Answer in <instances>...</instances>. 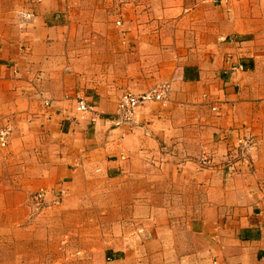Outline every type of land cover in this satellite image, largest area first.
<instances>
[{
  "label": "crops",
  "instance_id": "crops-1",
  "mask_svg": "<svg viewBox=\"0 0 264 264\" xmlns=\"http://www.w3.org/2000/svg\"><path fill=\"white\" fill-rule=\"evenodd\" d=\"M0 128V264H264V0H0Z\"/></svg>",
  "mask_w": 264,
  "mask_h": 264
},
{
  "label": "built area",
  "instance_id": "built-area-1",
  "mask_svg": "<svg viewBox=\"0 0 264 264\" xmlns=\"http://www.w3.org/2000/svg\"><path fill=\"white\" fill-rule=\"evenodd\" d=\"M33 17L31 13L23 15V18L29 20ZM117 26H120L119 22H116ZM242 70L241 65H233L231 71ZM168 86H159L155 89L150 90L147 93L140 95H133L126 93L122 95L118 102L117 113H116V126H131L135 118L137 110L148 103L164 102L167 99ZM45 106H50L49 103H45ZM76 110L80 113H85L90 110L89 106L84 99H78L76 101ZM10 130L6 128H0V148H6L9 144ZM239 147L242 149H248L252 143L251 139H240ZM201 164L208 167L211 164V160L207 156L201 158ZM49 191L40 189L29 195L28 199V210L29 218H33L42 214L46 209L51 206L59 205L61 199L67 194L65 190L56 192V198L53 201L48 200Z\"/></svg>",
  "mask_w": 264,
  "mask_h": 264
}]
</instances>
